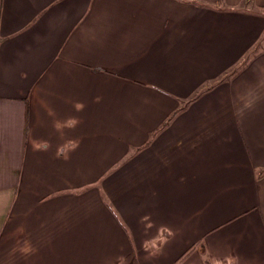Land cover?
Returning <instances> with one entry per match:
<instances>
[{
  "label": "crops",
  "instance_id": "obj_1",
  "mask_svg": "<svg viewBox=\"0 0 264 264\" xmlns=\"http://www.w3.org/2000/svg\"><path fill=\"white\" fill-rule=\"evenodd\" d=\"M262 7L0 0V264H264Z\"/></svg>",
  "mask_w": 264,
  "mask_h": 264
},
{
  "label": "rangeland",
  "instance_id": "obj_2",
  "mask_svg": "<svg viewBox=\"0 0 264 264\" xmlns=\"http://www.w3.org/2000/svg\"><path fill=\"white\" fill-rule=\"evenodd\" d=\"M246 7H248V8H250V6H248V5H245V8ZM257 11H258V13L257 14H259V15H262V14H264V7H262V8H255ZM161 259V260H160ZM159 259V262L157 263V264H169V263H171V261L170 260H168V259H166V258H160ZM170 261V262H169ZM181 263V262H180ZM179 264V263H178Z\"/></svg>",
  "mask_w": 264,
  "mask_h": 264
},
{
  "label": "trees",
  "instance_id": "obj_3",
  "mask_svg": "<svg viewBox=\"0 0 264 264\" xmlns=\"http://www.w3.org/2000/svg\"><path fill=\"white\" fill-rule=\"evenodd\" d=\"M193 247L194 246H191L189 249L186 250V252H184L178 259L177 261L175 262V264H178L180 262L183 261V259H185L190 253L191 251L193 250Z\"/></svg>",
  "mask_w": 264,
  "mask_h": 264
}]
</instances>
